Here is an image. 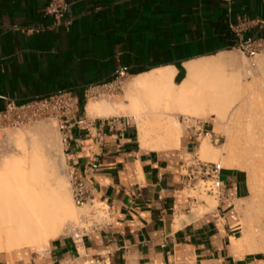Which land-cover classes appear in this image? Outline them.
<instances>
[{
	"label": "crops",
	"instance_id": "obj_1",
	"mask_svg": "<svg viewBox=\"0 0 264 264\" xmlns=\"http://www.w3.org/2000/svg\"><path fill=\"white\" fill-rule=\"evenodd\" d=\"M46 1L0 0V109L7 98L61 91L84 103L83 88L119 70L129 73L128 83L172 67L178 83L186 63L225 55L234 41L229 24L238 17H264V0H233L230 12L225 0H70V23L54 25ZM248 33L264 35V26ZM96 118L99 124L104 117ZM103 132L98 144L76 129L65 158L110 206L111 225L79 242L63 234L43 250L2 252L0 264H264V216L244 226L236 208L248 192L242 170H222L218 208L188 214L179 164L190 140L183 148L152 149L141 146L138 127L123 136L109 135L106 125Z\"/></svg>",
	"mask_w": 264,
	"mask_h": 264
},
{
	"label": "bare ground",
	"instance_id": "obj_2",
	"mask_svg": "<svg viewBox=\"0 0 264 264\" xmlns=\"http://www.w3.org/2000/svg\"><path fill=\"white\" fill-rule=\"evenodd\" d=\"M259 64L264 70V59ZM185 69L186 75L178 83L174 82L172 67L133 76L127 83V104L90 100L86 112L107 117L128 110L137 120L138 140L143 148H177L183 125L186 127L179 121L180 115L206 117L214 125L212 132L223 128L226 142L220 147L225 153L221 166L247 172L249 195L236 205L244 216L257 206L263 192L264 99L254 98L258 85L241 79L242 65L229 54L186 63ZM47 129V125L41 124L35 131L44 134ZM206 135L210 138L211 132L198 137V144L205 138L198 151L203 158L218 160L220 149L213 147ZM9 137L18 147L21 145L20 134L11 132ZM47 137L42 138L46 144ZM57 157L63 163L60 152ZM20 159H3L0 168V251L7 253L32 247L42 250L51 238L59 236L65 225L76 221V209L79 212L54 162L46 164L33 159L27 164ZM214 201L193 208L192 214L212 209ZM186 218L179 216L180 220Z\"/></svg>",
	"mask_w": 264,
	"mask_h": 264
},
{
	"label": "built area",
	"instance_id": "obj_3",
	"mask_svg": "<svg viewBox=\"0 0 264 264\" xmlns=\"http://www.w3.org/2000/svg\"><path fill=\"white\" fill-rule=\"evenodd\" d=\"M225 1L227 11L230 12L233 0ZM70 3V0L46 1L45 13L53 19L54 25L70 23V20L65 19ZM263 26L264 17L241 16L235 23L229 24L234 36L232 47L246 56L253 66L257 58L264 56V35L250 34L248 31L253 27ZM128 77L127 71L119 70L109 80L90 84L83 88L82 100L87 103L93 98L112 97L122 91ZM82 110L86 111L85 104L81 106L79 96L71 91H61L22 101L7 98L3 108L0 109V131L23 127L42 119H52L59 132L63 152L66 155L70 149L69 141L73 139V132L76 129H84L87 135L98 144L104 141V125L107 126L109 135L123 136L131 126L137 130L134 119L129 115L120 114L99 118L100 122L96 124L97 118L87 117L85 113L81 114ZM182 122L189 134L188 139L194 137L197 141L203 132L204 122L195 117L184 118L183 116ZM196 126L198 133H190V129ZM190 143L193 144V141ZM187 155L180 156L179 164L180 191L189 201L184 209L185 212L190 214L199 202L205 203L204 200H199L192 194L196 190L213 197L216 200L213 209L218 208L225 194V182L222 179L224 167L219 162L199 158L195 152H187ZM64 172L69 180L72 202L79 209L76 221L70 223L66 231L74 242H79L82 237L110 226L113 215L108 204L93 196L91 185L83 182L72 165L67 163ZM91 262L92 260L86 261L87 264Z\"/></svg>",
	"mask_w": 264,
	"mask_h": 264
},
{
	"label": "rangeland",
	"instance_id": "obj_4",
	"mask_svg": "<svg viewBox=\"0 0 264 264\" xmlns=\"http://www.w3.org/2000/svg\"><path fill=\"white\" fill-rule=\"evenodd\" d=\"M224 53L226 55L229 54V55L233 56L237 62L241 63L242 68H243V75H242L241 79L243 81L245 80L246 82H249V83L253 82V83H255L256 86L258 85L259 88L256 90L257 92L255 93L254 98L255 99H257V98L264 99V82H262V80L264 81V76H263L264 70H262V68L259 67L260 66L259 63L261 62V59H264V56H261L263 58H260V59L257 58L255 61V65L253 66V65H251L249 59L246 56H244L240 51H238L237 49H235L233 47L228 48L227 51ZM245 71L246 72L249 71L248 76H247ZM260 76H262V77H260ZM243 77H244V79H243ZM126 83L127 82L125 81L123 88H122V91H120L118 94H116L112 97L93 98L90 100L91 101H102V100L104 101L105 100L108 102H112V103L117 102V103H121V104L125 105L128 103V99H127L128 96L126 93L127 92L126 91ZM260 84H261V87H260ZM127 111L128 110H124L123 113H121V114H126V115L133 117L134 121L136 122L137 120L135 119V116L130 114L129 111H128L129 112L128 113ZM195 118H198L202 122H204V125L202 126L203 132H202L201 136L204 135V133H206V132H211L210 138L207 135L205 137H206V139H208V142L213 147H215L216 149H220L219 151L221 153L220 154L221 157H219V159L215 160L214 162L221 163L220 162L221 159L225 156L223 149L220 148L222 146V144L223 143L225 144V142H226L225 131L222 128V129H217V130L212 132V129H214V125H213L212 121H210L209 119H207L206 117H203L201 115H198ZM179 121L182 124H184L182 122V116L181 115L179 116ZM41 124L48 126V129L45 131L44 134L37 133L35 131V128ZM136 125H137V122H136ZM182 129H183V137L181 139V144L177 148H183V146H185L186 141L189 140L188 139L189 134L187 132L186 127L184 129V125H183ZM11 132H14L15 134L18 133L21 135V137H22L21 141L22 142H21V145H19V147L17 144H15V142L13 140L10 139L9 133H11ZM180 132H182V130H180ZM189 132L190 133H194V132L198 133L197 126L195 128H191ZM45 135H47L48 137ZM44 136L47 137V140L49 141L48 144H46L44 141H42L43 140L42 138H45ZM180 137H181V135H180ZM203 140H205L204 137L200 140L199 144H201V142ZM190 141H193V144L189 143V145L191 146V149H189L188 152H195L197 154V156L203 160L213 161V160L203 158L200 155V153L198 151V147H199L198 140L196 141L194 139V137H192V139H190ZM197 144H198V146H197ZM196 146H197V148H196ZM58 149H59V151H58ZM62 149H63V146L60 142V135H59V132L57 131V128L55 126V122L52 119H42V120H39L33 124L26 125L23 127L0 131V168H1V164H2L1 161H3V159H11V157H16L17 160H19L21 157H24V159L23 158L22 159L27 164L31 163L33 159H35V160L40 159L39 161L46 163V164L50 163V162H54L55 163V169L60 172L61 176L63 177V179L65 181L64 185L68 188V191L70 193L69 180H68V178L64 172L67 163H66L65 154L63 153ZM58 152H60L61 155H63V163H59V161H58V157H57ZM183 155L188 156L187 152L185 150H183ZM26 157H27V159H26ZM35 157H37V158H35ZM13 159H15V158H13ZM23 160L20 159V161H23ZM46 164H45V166H46ZM242 172L244 174V177H245L246 183H247V172L243 171V170H242ZM261 189L263 192L261 191L262 193L260 194V198L258 200L259 203H257V206L253 207V210L248 211L246 214H244V216L241 213H239V215H240L239 220L244 226H246L247 224L248 225L258 224L263 219V216H264V185H262ZM192 194L195 195L199 200L200 199L204 200L206 204L209 201L215 200L211 196H208L207 194L203 193V191L196 190ZM248 195H249V191L247 192V196ZM246 197L242 198V199H246ZM242 199L236 201V205L242 203V201H243ZM214 203L216 205V200L214 201ZM201 205L202 204L199 202L196 205V207L201 208ZM209 210H211V208H209ZM76 211L78 213L77 209H76ZM66 229H67V227L65 225L64 230L59 235L67 234ZM30 249L39 250L36 247H32ZM2 252H6V251H0V253H2Z\"/></svg>",
	"mask_w": 264,
	"mask_h": 264
},
{
	"label": "trees",
	"instance_id": "obj_5",
	"mask_svg": "<svg viewBox=\"0 0 264 264\" xmlns=\"http://www.w3.org/2000/svg\"><path fill=\"white\" fill-rule=\"evenodd\" d=\"M81 106H84V103H81Z\"/></svg>",
	"mask_w": 264,
	"mask_h": 264
}]
</instances>
